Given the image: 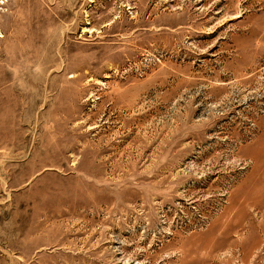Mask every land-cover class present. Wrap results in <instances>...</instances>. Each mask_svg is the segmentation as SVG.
<instances>
[{"label":"rangeland","instance_id":"1","mask_svg":"<svg viewBox=\"0 0 264 264\" xmlns=\"http://www.w3.org/2000/svg\"><path fill=\"white\" fill-rule=\"evenodd\" d=\"M0 264H264V0H0Z\"/></svg>","mask_w":264,"mask_h":264}]
</instances>
